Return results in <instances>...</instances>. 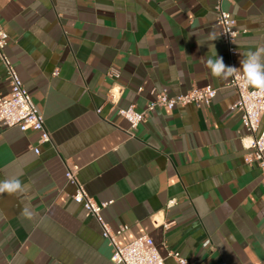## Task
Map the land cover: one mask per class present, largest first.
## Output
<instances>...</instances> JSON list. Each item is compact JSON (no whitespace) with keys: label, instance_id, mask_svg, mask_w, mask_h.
<instances>
[{"label":"crops","instance_id":"obj_1","mask_svg":"<svg viewBox=\"0 0 264 264\" xmlns=\"http://www.w3.org/2000/svg\"><path fill=\"white\" fill-rule=\"evenodd\" d=\"M217 2L0 0L5 52L51 134L40 142V131L0 124V181L27 186L0 194V264H114L100 223L72 197L67 160L91 197L113 200L103 216L128 226L120 245L148 235L165 264H179L170 251L187 264H264V172L245 161L231 77L207 66L222 57L242 72L264 47V0L224 3L241 31L233 57ZM207 85L218 89L210 105L156 107L135 129L119 113Z\"/></svg>","mask_w":264,"mask_h":264},{"label":"built area","instance_id":"obj_2","mask_svg":"<svg viewBox=\"0 0 264 264\" xmlns=\"http://www.w3.org/2000/svg\"><path fill=\"white\" fill-rule=\"evenodd\" d=\"M231 0H218L215 5L219 34L228 46L230 57L237 53L234 45L241 31L237 26L236 19L231 12L225 9L224 3ZM8 32L0 23V60L5 65L7 77L10 83L8 94L0 95V124L4 127H18L22 131H40V142H50L51 134L45 123V116L32 102L31 97L24 87L13 63L10 61L5 50L8 44ZM242 72L237 71L228 85L234 87L239 94V99L234 107L242 111L241 120L246 134L242 136V142L246 149L245 161L249 164L256 162L264 172V92L251 86H245L242 80ZM218 89L212 85L204 87L193 86L186 93L171 95L162 89L155 92V98L143 110H137L134 106L120 108L119 113L129 122L131 129H135L141 122L145 121L149 113L156 107L174 109L194 104L197 107L210 105L217 95ZM115 94L111 101L115 102ZM39 153V148H33ZM80 167L74 162L67 160L66 178L67 182L75 186L73 199L82 204L89 214L94 216L102 228V236L108 241L112 248L110 259L114 264H165L164 257L159 253L154 240L148 236H140L130 243L122 246L117 238L128 229V226H120L113 230L103 216V210L113 203V200L97 201L91 197L84 184L78 178ZM171 200L169 203H173ZM179 264H187L179 252L170 251Z\"/></svg>","mask_w":264,"mask_h":264},{"label":"clouds","instance_id":"obj_3","mask_svg":"<svg viewBox=\"0 0 264 264\" xmlns=\"http://www.w3.org/2000/svg\"><path fill=\"white\" fill-rule=\"evenodd\" d=\"M207 66L214 77L222 80L234 77L238 71L237 67L225 65L222 57H209ZM240 67L242 68L241 78L244 85L264 92V47L250 50L240 61ZM26 187L17 178L7 179L0 181V194H18L23 192ZM29 215L31 214L29 213Z\"/></svg>","mask_w":264,"mask_h":264}]
</instances>
